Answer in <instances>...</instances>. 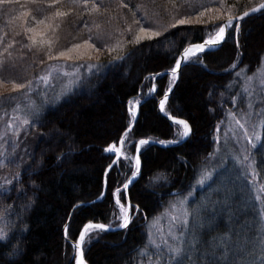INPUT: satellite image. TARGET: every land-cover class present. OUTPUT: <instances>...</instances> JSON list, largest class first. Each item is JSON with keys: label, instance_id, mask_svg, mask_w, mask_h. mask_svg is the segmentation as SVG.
Returning <instances> with one entry per match:
<instances>
[{"label": "trees", "instance_id": "trees-1", "mask_svg": "<svg viewBox=\"0 0 264 264\" xmlns=\"http://www.w3.org/2000/svg\"><path fill=\"white\" fill-rule=\"evenodd\" d=\"M93 2L100 4L99 10L94 12L86 11L82 4L73 6L69 0H57L53 6H49L48 0H12L11 4L0 5V82L4 87L13 86V81L36 80L51 62L59 59L55 56L57 51L74 43L82 46L73 50V59L63 57L65 60L86 64L85 60L92 59L100 66L87 72L84 65L76 87L48 107L38 117V122L28 129L29 134L38 137L33 150L24 152L16 148L13 151L9 145L4 163L0 164V178L13 179V174L19 171L23 187L15 180L5 188L0 187V227L10 237H16L7 247L4 246L7 242L0 240V264H76L73 259L75 249L65 237V224L66 236L72 240L88 221L112 226L120 224L114 189L121 188L120 199L125 203L122 185L135 170L134 161L127 157L135 155L138 141L151 138L171 142L182 138L178 135L181 126L162 116L157 107L158 98L173 83L171 74L153 80L155 73L172 68L185 46L205 40L213 32V25L223 21L209 20V17L219 15L215 11L220 8L217 0H175V4L172 0H89L88 7ZM260 2L262 0H226L228 5L235 6L233 15ZM57 7L67 15L46 21L44 25L35 23ZM203 8L213 9L202 18L208 23L177 25L164 30L181 16H189L194 21L201 19L196 12ZM220 11L224 12L223 9ZM22 12L27 13L23 18ZM226 15L225 12V18ZM136 21L160 31L161 36L139 44L131 43L132 35L139 27ZM48 24L58 25L52 60L43 49L25 46L30 43L27 37L32 35L25 31L27 27L34 26L47 32ZM239 24L238 32L234 27L229 28L219 48L198 53L183 65L179 82L167 99L164 111L186 119L192 133L185 141L168 147L151 143L141 145L140 174L128 189L132 205H139V210H132L127 228L90 230L86 234L83 250L88 264L146 263L148 257L139 249L146 243L153 217L161 215L172 199L195 187L202 166L213 164V155L210 157L209 154H214L220 143V139H216L219 122L225 121L229 108L238 112L246 107L238 71L244 69L246 74L255 73L264 59V9ZM83 40H88L95 48L83 45ZM108 48L113 50L109 52ZM129 53H132L130 57ZM117 56L128 58L117 61ZM153 84L156 90L149 97L148 89ZM232 96H236L235 103ZM143 98L146 100L140 105L134 127L125 137L123 155L107 171L115 154L105 149L114 142L118 146L119 138L130 121L133 122L129 102ZM262 143L264 129L260 143L252 150L257 181L264 190ZM69 148L73 151L67 160L63 156L56 158L67 153ZM17 155L23 156L19 169L7 162ZM29 165L33 167L29 169ZM161 173L166 179H154ZM33 180L35 186L31 183ZM105 180L104 197L88 205L80 204L69 217L77 203L101 195ZM207 188L195 189V197L189 201L190 208L199 202ZM29 198L34 203L25 207ZM218 207L215 214L201 212L202 219L207 218V222L197 232L202 250L210 253L215 250L219 256L220 250L213 246L224 234L234 242L238 237L257 235L259 212L254 204L246 211L236 203L218 204ZM24 224L27 228L22 230ZM17 240L23 255H9ZM210 264H225V261L213 260Z\"/></svg>", "mask_w": 264, "mask_h": 264}, {"label": "snow or ice", "instance_id": "snow-or-ice-1", "mask_svg": "<svg viewBox=\"0 0 264 264\" xmlns=\"http://www.w3.org/2000/svg\"><path fill=\"white\" fill-rule=\"evenodd\" d=\"M175 4V0H172ZM220 4L219 9H215L218 16L209 17V20L215 19H223V23L219 25H213V32L209 33L208 38L203 40V42L197 43H190L182 49V52L179 57L175 59L174 66L169 70L171 74L172 81L174 82L178 76V70L181 67V62L184 61L187 63L190 57L195 56L196 53H202L205 48H209L211 50L214 46H216L219 42L225 39L226 29L230 27H234L235 30L238 32L240 24L239 22L246 16L249 15L251 12H255L260 9H264V0L261 3L257 4L255 7H249L247 11H241L239 15H233L234 5H228L226 0H217ZM12 0H0V5L3 4H11ZM49 6H53L57 4V0H48ZM69 3L73 6H80L81 4L84 6L86 11L94 12L99 10L100 4L93 2L91 7H88L89 0H69ZM127 7V5H124ZM139 7V5L137 6ZM220 9H223L224 12H221ZM69 11H72V8H69ZM213 9L211 8H203V10L197 11L196 16L201 18L197 20H193L189 16H181L180 18H175L174 23H169L165 26L164 30L166 31L168 28H175L177 25H191L193 23H200L205 24L208 23V20L202 19L205 16L206 12H212ZM227 13L226 18L224 17V13ZM26 12L21 13V17L23 18L26 16ZM67 13L60 10V8H56L55 11L51 12L50 14L46 15L43 19L35 20V17L32 19L35 20L36 24L44 25L46 21L54 20L57 17L66 16ZM236 22L235 24L233 22ZM139 25L138 30L134 32L132 35L131 43L139 44L143 40H150L156 37L161 36V32L155 30L153 27H145L141 21H136ZM58 25L48 24V31L38 30L36 27H27L25 29L26 32L31 33L27 39L30 41L29 44L25 45L29 49L33 48V46L37 47V49H43L44 54L47 56L49 60H52V48L55 43V29ZM131 25H129V31H131ZM82 44L88 46L89 48H95L94 44H89L88 40H83ZM46 46V47H45ZM81 44H72L70 47L65 48L62 51H57L55 56L57 57H67L68 59H73L71 55L73 50L80 49ZM121 47V45H117ZM105 47H108L105 45ZM113 49L108 48V51L111 52ZM11 55V53H9ZM132 53L128 54L130 57ZM128 57L125 56H117L115 60L121 61L127 59ZM199 60V57H197ZM40 63H43L41 60ZM200 63H203L200 60ZM0 67H2V62H0ZM90 68L98 69L99 65H88ZM239 75V74H238ZM48 77L40 76L36 78V81L28 80L24 83H16L13 81V88L14 89H26L27 93H32L34 87H38L40 82L47 83ZM252 80L251 77H245V82L242 86V91L245 95L249 98L253 96L252 91V84L250 83ZM260 84V98L264 100V77H262L259 81ZM231 85H229V88ZM71 88L67 85L62 86V90L60 93L56 94V98L58 99L61 94L64 92H70ZM155 91V86H151L148 89V94H151ZM171 91V87L166 89L163 98L159 100V106L161 110L164 109L166 101L168 99L167 93ZM211 95V93H210ZM223 96V93L220 94ZM232 102H236V96L231 97ZM16 100L14 96H0V105L8 103L9 101ZM47 97L43 95L40 99V103H37L30 98H27V103L24 106V116L18 122L15 119H10L5 124V131L0 133V139H4V142L7 143L8 140H11L13 151L19 147V142L17 141V137L19 136L21 130H24L25 136L28 134V129L32 128L35 123L38 122V116L41 111V108L44 103H46ZM129 112L134 117L136 114V105L139 104V100L130 101L129 102ZM248 109L249 111L245 114L244 118L245 123L248 124V127H245V124H242L239 119H235L233 113H229V115L233 116L235 119L236 124H238L244 133V138L248 142L249 145L255 147L254 141H261L262 137V129H264V114L257 113L256 117L253 118V113L251 111L253 105L251 99L248 101ZM20 109V104H16V107L13 111H17ZM29 117H34V119H30ZM172 120L181 126L178 135L180 137H188L192 133V127L190 123L185 119H178L177 117L173 116ZM15 123V127L13 124ZM131 124V121H130ZM251 128V131H249ZM129 129H125V134L119 138V147L117 143H110L105 151H108L112 154L119 155L123 154V147L125 142V137L127 135ZM8 131L12 132V136L8 137ZM217 131H219V125L217 126ZM234 135V133H233ZM219 139L218 137L216 138ZM149 141L146 139H140L138 141V145H145ZM169 141H159V143H168ZM176 142V141H171ZM0 147H3L0 144ZM261 147H264V143L261 144ZM73 151L72 148H69L67 153H62L58 155L56 158L60 159L61 156L65 160L68 159V156ZM241 152H248L249 149L246 148L244 145H241L240 148ZM11 155V154H10ZM213 154H209L211 157ZM128 159L135 161V170L132 171V176L135 177L138 175L140 169V157L139 155H134L131 157H127ZM232 158L239 164L242 163L241 157L237 154H233ZM227 157L221 156L219 157V163L216 164L215 167L212 169L207 168L206 166H202L200 169V175L196 181L197 185L204 186L206 183L211 182L209 187L213 184H217L218 186L213 191L217 193H224L223 200L220 201H213L209 197H204L201 201L193 204L191 208L188 207L189 200L188 197L192 196L193 193L190 191L186 195L182 196V198L177 202L170 203V209H166L164 213L159 216H154L147 232V239L144 246L139 249L141 254H144L148 257L147 264H210L213 260L222 259L225 261V264H264V215L261 216V220L259 221V231L255 237H238L237 240L234 242L232 241L231 237L228 234H224L219 238V243L213 246V249H219V256L217 255L216 251L209 252L207 250H202L199 244L198 239V232L197 229L203 226V220L201 217L202 209L206 208L211 204L212 206H216L217 204H224L227 206V201L231 195L232 189L229 188L230 184H238L240 179L245 180L249 184L251 181L255 180L257 175L255 170V160L249 159L248 155L243 156V161H247L246 168L249 171H241L239 177L237 178H224L226 175V167L225 161ZM8 163L15 164L16 168L19 169L20 164L23 163V156L17 155L15 158L8 160ZM4 163L3 160H0V164ZM264 163V161H262ZM33 165H29L28 168L31 169ZM111 168V165H109ZM249 176L251 177V181H249ZM166 179V177L161 173L158 174L154 179ZM13 180L17 181V184L22 188L23 184L21 181L20 172L17 171L13 174V179L4 178V185H10L13 183ZM32 185L35 186V181H31ZM3 187V185H0ZM123 189L128 188V182L123 183ZM7 191V189H5ZM120 192L121 188L118 187L114 189V197L115 203L119 209V220L120 224L119 227L127 228L132 216L130 215L133 209L139 210V205H131V202L127 200V194L125 192V203L121 202L120 199ZM103 195V193H101ZM34 203V200L29 198L28 204L25 207H30ZM83 203V202H81ZM161 219L166 220V225L161 224ZM110 225L105 223L99 222H92L89 221L84 224L83 229L79 233V237L77 241L74 243L73 247L76 249V254L74 259H76L77 264H86L83 256V244L85 241V235L90 230H107L109 229ZM27 225L24 224L21 226V229H26ZM65 228V235H67V224L64 226ZM16 239L15 235L9 236V233L4 229L0 228V240H4L7 243L4 245L5 247L8 246V243L11 240ZM241 240L243 242H241ZM20 241L17 240V243L12 246L13 250L9 255H23L22 249L19 247ZM154 257V258H153ZM14 264V262H12Z\"/></svg>", "mask_w": 264, "mask_h": 264}, {"label": "rangeland", "instance_id": "rangeland-1", "mask_svg": "<svg viewBox=\"0 0 264 264\" xmlns=\"http://www.w3.org/2000/svg\"><path fill=\"white\" fill-rule=\"evenodd\" d=\"M34 27V26H32ZM208 38V37H207ZM206 38V39H207ZM196 55V54H195ZM194 57V56H193ZM59 59L54 60L51 62L49 67L41 74L40 76H46L48 77L47 83L40 82L38 84V87L33 88L32 93L26 94V89H14L13 86L11 87H4L5 85L1 84L0 82V96H14L16 97V100L9 101L8 103H5L3 105H0V133L4 132L5 124L10 119H15L16 122H18L20 119L24 116V106L27 103V98H30L31 100L36 101L37 103H40V99L43 95H46L47 101L43 104L41 111L39 113V116L50 106L56 104L60 100H62L68 93H70L77 85L78 81L80 80L82 74H83V66L85 71H89L90 67L88 65H93L94 62L91 60H85V62L88 63H82L78 62L76 60H65L64 58L67 57H58ZM192 58V57H190ZM189 58V59H190ZM91 61V62H89ZM238 74L240 78L242 79V85L245 82V77H251V84H252V91L253 96L251 98L247 97L246 95V107L243 111L233 110V108H229L227 116L225 121L219 122V131H217V137L220 139V143L217 144L216 152L213 154L212 163L211 165H208L207 168L212 169L216 166V164L219 163V157L226 156L227 159L225 161V167H226V175L225 179L228 177L237 178L240 175L241 171H249L246 168L247 161H243V156L248 155L249 159L252 160V150L260 143V141H254L255 147H252V145H249L248 142L244 138L243 129L236 124L235 119H239L242 124H245V127H248V124L245 123V119L242 118L245 116V114L249 111L248 109V101L251 99L252 102V113L253 118L256 117L257 113L264 114V100L260 98V84L259 81L262 77H264V59L262 61V64L260 68L252 74H246L244 69H240L238 71ZM39 76V77H40ZM36 81V80H34ZM232 84V83H231ZM67 85L71 88L70 92H64L59 96V98H56V94L60 93L62 90V86ZM245 94V93H244ZM137 100V99H136ZM135 101V100H132ZM20 104V109L17 111H13V109L16 107V104ZM130 106V104H129ZM233 113L235 116V119H233V116L229 115V113ZM38 116V117H39ZM30 119H34V117H29ZM264 118V117H262ZM15 123L13 124V127H15ZM249 131H251V128H249ZM262 131V130H261ZM234 133V135H233ZM8 137L12 136V132L8 131L7 133ZM38 137L33 134H27L25 136L24 130L22 129L19 136L17 137V141L19 142L20 150L24 152H29L34 149L36 141ZM0 144L3 145V147H0V160H4V155L6 151L9 150V145L12 146L11 140L9 139L7 143L4 142V139H0ZM241 145H244L246 148L249 149L248 152H241L240 148ZM237 154L241 157L242 163H237L233 158L232 155ZM134 161V160H133ZM133 166L135 167V161L133 162ZM200 175V172H199ZM198 175V177H199ZM4 178H0V185H3V188L7 187V185H4ZM198 179V178H197ZM249 181H251V177L249 176ZM211 182L206 183L204 186H199L197 183L195 184V187L191 189L190 191L193 193L192 196L188 197V200L194 199L195 197V189L196 188H204L208 187L206 192L202 194V196L199 198L201 201L204 197H209L210 199H214L213 201H220L223 200L224 193H217L213 191L212 189L216 188L218 185L213 184L211 188L209 187V184ZM229 188L232 189L231 195L227 201V206L232 205L233 203H236L237 206L241 207L244 211L251 209L253 207V204L257 207V210L259 212V221L261 220V216L264 215V190L261 187L260 183L257 181V177H255L254 181H251L249 184L243 179L239 180L238 184H230ZM188 191V192H190ZM188 192H186L183 195L177 196L174 199H172V202L179 201L182 196L186 195ZM237 199H240L239 201H235ZM170 201V203H171ZM124 203L123 201H121ZM250 204V205H249ZM224 205V204H222ZM225 206V205H224ZM189 207V205H188ZM190 208V207H189ZM170 209V204L168 207L165 208ZM165 210L162 212L164 213ZM202 211H209L211 214H215V212L219 211L218 204L216 206H212L209 204L206 208L202 209ZM201 211V212H202ZM161 213V214H162ZM203 225L207 221V218L202 219ZM161 224L166 225V220L161 219ZM2 228V227H0ZM203 227L198 228L197 230H202ZM259 230V228H258ZM154 258V257H153ZM142 263V264H147Z\"/></svg>", "mask_w": 264, "mask_h": 264}, {"label": "water", "instance_id": "water-1", "mask_svg": "<svg viewBox=\"0 0 264 264\" xmlns=\"http://www.w3.org/2000/svg\"><path fill=\"white\" fill-rule=\"evenodd\" d=\"M261 3V2H260ZM259 4V3H258ZM256 6V5H255ZM255 6H253V7H255ZM248 10V9H247ZM247 10H245V11H247ZM263 9H260V10H257V11H255V12H251V13H249V15L248 16H246V17H249V16H251V15H254V14H257L258 12H260V11H262ZM237 15H239V14H237ZM246 17H244V18H246ZM243 18V19H244ZM242 19V20H243ZM235 22V21H234ZM233 22V23H234ZM222 23H223V21H222ZM228 30H229V28L228 29H226V35H225V39H226V37H227V34H228ZM225 39L223 40V41H221V42H219L216 46H214L211 50H209V48H205L204 49V51L202 52V53H204V52H208V51H212V50H215V49H217V48H219L223 43H224V41H225ZM206 40V39H205ZM199 42H203V41H199ZM195 43H197V42H195ZM182 52V51H181ZM181 52H180V54H181ZM180 54H179V56H180ZM196 54H198V53H196ZM178 56V57H179ZM185 64V62L184 61H182L181 62V67H180V69L178 70V76H177V78L175 79V81L172 83V85H171V91L170 92H168L167 93V96H168V98L170 97V95H171V93L174 91V89H175V87L177 86V84H178V82H179V79H180V76H181V70H182V67H183V65ZM171 69V68H170ZM170 69H166V70H164V71H158V72H156L155 73V75H154V78H153V80L157 77V76H161V75H163V74H170ZM154 86H155V84H153ZM155 90H156V87H155ZM154 93H155V91L154 92H152L150 95H149V97H152L153 95H154ZM163 96H164V94L163 95H161L159 98H158V103H157V107H158V111L160 112V114L162 115V116H164L166 119H168L169 121H171V122H173V123H175L173 120H172V115H170V114H167L165 111H164V109L163 110H161V108H160V106H159V100L161 99V98H163ZM146 100V98H143V99H140L139 100V104L138 105H136V114H135V116H134V120H133V122L127 127V129H129L128 130V132L130 131V130H132V128L134 127V124H135V120H136V118L138 117V114H139V108H140V105L144 102ZM175 117H177V116H175ZM178 119H184V118H182V117H177ZM186 120V119H185ZM175 124H177V123H175ZM125 134V132L123 133V135ZM188 137H182L180 140H178V141H176V142H168V143H159V140H155V139H151V138H146V140H148L149 142L148 143H151V144H155V145H160V146H163V147H168V146H172V145H176V144H179V143H181V142H183V141H185L186 139H187ZM120 145H119V142H118V147H119ZM140 148H141V145H138V143H137V145H136V152H135V155H139V157H140V154H139V151H140ZM123 149H124V147H123ZM123 154H119V155H114V158H113V160L111 161V163H110V165H111V167L118 161V159L122 156ZM140 161H141V158H140ZM110 168H109V166H108V168H107V171L109 170ZM140 170H141V164H140V169H139V172H138V175L140 174ZM138 175L137 176H135V177H133L132 176V173L127 177V179H126V181L125 182H128V188L125 190L124 189V195H125V192H126V194H127V200L128 201H130L131 202V200H130V197H129V191H128V189H129V186H130V184L138 177ZM103 195H100L99 197H97V198H95V199H92V200H89V201H86V202H83V203H77L74 207H73V209L71 210V212H70V215H69V217L72 215V212H73V210H74V208H76L77 206H79L80 204H91V203H93V202H96V201H99V200H101L103 197H104V195H105V193H106V180H105V186H104V189H103ZM131 205H132V202H131ZM130 215L132 216V211H131V213H130ZM89 222V221H88ZM92 222H94V221H92ZM87 223V222H86ZM99 223H101V222H99ZM84 226V225H83ZM83 226L81 227V229L79 230V232H78V235H77V237H76V239L75 240H72V239H70V238H68L66 235H65V237H66V239L72 244V245H74V243L77 241V239H78V237H79V233H80V231L83 229ZM121 229H123L122 227H119V225L118 226H112V225H110V227H109V229H107L106 231H117V230H121ZM64 232H65V229H64ZM86 236V235H85ZM75 249V248H74ZM83 253H84V250H83ZM75 254H76V249H75V253H74V255H73V259H74V256H75ZM83 258H84V260L86 261V259H85V257L83 256ZM75 260V263L77 264V261H76V259H74ZM86 264H88L87 263V261H86Z\"/></svg>", "mask_w": 264, "mask_h": 264}]
</instances>
